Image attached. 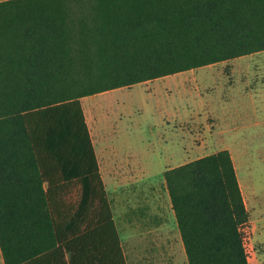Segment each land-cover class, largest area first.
Instances as JSON below:
<instances>
[{
    "label": "trees",
    "instance_id": "trees-1",
    "mask_svg": "<svg viewBox=\"0 0 264 264\" xmlns=\"http://www.w3.org/2000/svg\"><path fill=\"white\" fill-rule=\"evenodd\" d=\"M261 52L264 0L0 2L5 264H127L83 98ZM163 177L188 264H250L231 152Z\"/></svg>",
    "mask_w": 264,
    "mask_h": 264
},
{
    "label": "rangeland",
    "instance_id": "rangeland-1",
    "mask_svg": "<svg viewBox=\"0 0 264 264\" xmlns=\"http://www.w3.org/2000/svg\"><path fill=\"white\" fill-rule=\"evenodd\" d=\"M240 89L264 93V52L82 99L127 253L125 224L141 216L147 226L167 229L178 262V227L163 171L228 149L250 214L249 263L264 264V124L251 126L257 118L264 122V99L245 104ZM113 174L130 182L115 184ZM123 192L138 210L124 213Z\"/></svg>",
    "mask_w": 264,
    "mask_h": 264
},
{
    "label": "crops",
    "instance_id": "crops-1",
    "mask_svg": "<svg viewBox=\"0 0 264 264\" xmlns=\"http://www.w3.org/2000/svg\"><path fill=\"white\" fill-rule=\"evenodd\" d=\"M4 1H8V0H0V2H4ZM241 58H244V57H241ZM241 58H238V59H241ZM235 60H237V59H235ZM212 66H214V65H212ZM179 74H181V73H179ZM240 88H243V86H241ZM242 90H244V89H242ZM242 90L241 89L239 90V94L241 96H243V98H244L243 102H245V104L246 103L247 104H253L257 101L258 98L264 99V93L262 91L258 92V94L257 93L255 94L253 92L241 93ZM240 112L241 111H238V113H240ZM257 119L254 120V122L251 124V126L260 127L264 124V122H261L259 119L258 120ZM240 121H242L244 123L243 117H240ZM91 136H92V134H91ZM93 144H94V142H93ZM94 147H95V145H94ZM222 150H228V149H222ZM95 151H96V148H95ZM96 155H97V152H96ZM97 158H98V156H97ZM98 162H99V160H98ZM187 163H189V162H187ZM184 164H186V163H184ZM99 165H100V162H99ZM181 165H183V164H181ZM181 165H178V166H181ZM178 166H176V167H178ZM173 168H175V167H173ZM143 169H145V168H143ZM170 169H172V168H170ZM167 170H169V169H167ZM165 171H163V173ZM100 172H101L103 182L105 184V179H104V176H103V173L101 170V165H100ZM112 177H113V181L115 184L128 185L127 183L130 182L128 180L127 176L119 177L117 175L114 176V174H113ZM105 187L107 190L106 184H105ZM107 194H108V198H109L108 191H107ZM120 197L122 200L123 211L125 214L129 213L132 208L135 210H138V208L140 207V206H138V204H130V201L133 198L129 194H127V192L120 193ZM149 197L150 196H144V200L149 201L150 200ZM109 200H110V198H109ZM110 203H111V200H110ZM111 206H112V203H111ZM112 211H113V206H112ZM157 213H158L157 214L158 217L161 218V213L160 212H157ZM113 216H114V221H115V224L117 227L114 211H113ZM174 217H175V214H174ZM175 220H176V218H175ZM145 223L146 222H144V219L141 216H139L138 218H135L134 223H131V221L126 222L125 227H126L127 232H128L127 234H130V236H129L130 245L128 247L129 248L128 253L125 251V248L123 246V242L121 239V235H120V232H119L118 227H117V230H118V233H119V236L121 239L123 253H124L127 264H188L187 256H186V253L184 250V246L182 243L181 234H180L179 229H178V262L176 263V257L174 254L175 251L173 250L174 248H173L172 242L170 240H168L169 238L167 235V229L163 225H158L157 227H149ZM48 263L54 264V262H48V261L37 262V264H48ZM0 264H5L1 249H0Z\"/></svg>",
    "mask_w": 264,
    "mask_h": 264
}]
</instances>
